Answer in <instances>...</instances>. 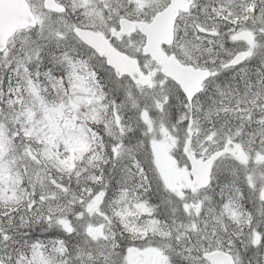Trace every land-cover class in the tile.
Instances as JSON below:
<instances>
[{"label":"snow or ice","instance_id":"snow-or-ice-1","mask_svg":"<svg viewBox=\"0 0 264 264\" xmlns=\"http://www.w3.org/2000/svg\"><path fill=\"white\" fill-rule=\"evenodd\" d=\"M0 264H264V0H0Z\"/></svg>","mask_w":264,"mask_h":264}]
</instances>
